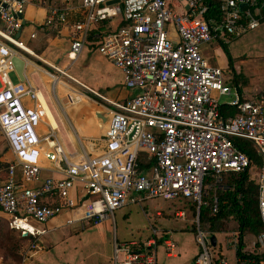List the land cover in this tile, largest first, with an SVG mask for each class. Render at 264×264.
I'll use <instances>...</instances> for the list:
<instances>
[{
	"label": "built area",
	"instance_id": "2783aa9c",
	"mask_svg": "<svg viewBox=\"0 0 264 264\" xmlns=\"http://www.w3.org/2000/svg\"><path fill=\"white\" fill-rule=\"evenodd\" d=\"M69 1L79 3L83 16L71 24L66 59L70 64L77 60L98 24L123 21L124 26L100 37L95 51L122 73L124 87L134 95L114 101L80 84L103 102L108 121L101 145L92 146L95 155L69 158L56 138L58 126L44 114L40 92L11 78L13 56L26 62L24 56L37 59L20 38L28 1L0 0V133L14 156L0 184V212L10 230L37 240L47 233L43 226L63 218V226L84 231L141 197L187 200L200 207L208 179L219 182L225 174L257 169L250 179L257 186L263 231L253 246L264 249V94L242 98L224 81L222 69L202 54L203 46L228 45L257 30L264 22V0H119L113 5V0ZM39 3L47 12L42 30L66 23L65 8L49 0ZM222 97L230 99L226 105L235 115L221 113ZM76 102L69 97L70 106ZM43 121L47 133L40 136ZM233 139L250 142L260 164L239 151ZM58 155L66 171L54 166ZM140 155L151 161L148 170L139 169ZM45 164L53 166L51 176H43ZM194 236L199 250L193 264H229L215 253L217 239L213 247V235L198 219ZM154 239L142 248L136 241L115 242V264H156L154 253L147 250L155 246ZM33 249L40 248L36 244ZM167 249L173 252L174 243L168 242ZM235 264L253 262L236 257Z\"/></svg>",
	"mask_w": 264,
	"mask_h": 264
},
{
	"label": "rangeland",
	"instance_id": "374dc122",
	"mask_svg": "<svg viewBox=\"0 0 264 264\" xmlns=\"http://www.w3.org/2000/svg\"><path fill=\"white\" fill-rule=\"evenodd\" d=\"M25 35L26 33H24L22 42L31 48L33 43L26 42ZM98 41H90L88 48L91 50V55L95 57L99 67L106 70L109 63L95 51ZM226 47L231 58V63L221 46L212 49L216 59L222 61L220 68L223 71L224 81L234 84L236 78H239L240 82L247 80L252 87H257L261 82L264 83V24H261L257 30L226 45ZM202 49L204 50L205 47H202ZM52 51L58 52L56 49H51ZM237 57L240 59L238 60ZM66 61L67 59L65 58L61 62ZM81 65V63L73 65L67 74L75 76L77 74L76 70H84ZM52 66L60 69L56 63H50L49 65L42 64L41 68L46 72L45 75L40 72L37 73L40 80L48 88L46 91L43 85L41 86L45 93L43 95L47 99L52 112L55 115L57 114V116H61V121L64 125L63 132L65 130L72 132L74 118L69 114V110L72 107H76L79 110L86 103H89L88 99L84 96L89 97L96 106L92 104L86 111L80 110L79 114L76 113L75 117L81 119L84 117L94 118L92 110L98 112L104 104L99 99L91 96L83 86L70 79L69 75L65 76L59 73ZM62 71L66 73V71ZM47 74H49L48 78L51 81L45 79ZM11 78L15 82L13 74H11ZM57 80H60L62 86H56ZM85 80L89 83L88 79L85 78ZM63 85L67 88L63 87ZM231 87L232 89L235 88L232 85ZM102 92L105 93L103 90ZM69 97L77 100L73 106L69 105ZM229 100L228 97H222L220 103H228ZM69 136L71 137V135ZM73 138L76 137L73 136ZM99 143L100 140L98 139L93 144L99 146ZM77 148H79L78 145ZM77 151L81 153L80 149ZM0 158H3V162L0 163L4 164L14 160V156L10 152L1 133ZM257 172V169H253L249 174L250 178L254 177ZM16 175L19 177L18 170H16ZM1 181L2 170L0 169V183ZM209 190L210 187H206L203 193L207 194ZM141 198L143 199L140 202L129 204L115 211L109 221L97 227L78 232H74L71 228L57 230L49 233L42 239L38 238L39 240H36L35 243L21 242L19 234L10 230L7 218L0 213V264H108L113 260V245L116 241L118 243L136 241L140 247L141 241L148 237H153V228L160 231H158L157 237H160L161 229L174 233L175 240L179 246L178 253L180 257L171 262L183 263L184 261H189L190 258L187 256L194 253L198 247H196L194 242V230L196 221L199 218L200 207L196 203L187 200L170 202L162 199ZM179 213L183 214V219L177 217ZM227 224V229L224 232L215 234L217 239L215 253L225 256L229 264H235V248L239 240V232L234 221L230 220ZM205 227L206 229L208 228L207 226ZM256 236L244 234V249L258 248L257 245L256 247L253 246ZM233 241L235 242V247L231 245ZM36 244L39 245L40 250L42 249L43 252L33 259L35 253L33 245ZM37 251L39 252V250Z\"/></svg>",
	"mask_w": 264,
	"mask_h": 264
},
{
	"label": "crops",
	"instance_id": "0c3cea01",
	"mask_svg": "<svg viewBox=\"0 0 264 264\" xmlns=\"http://www.w3.org/2000/svg\"><path fill=\"white\" fill-rule=\"evenodd\" d=\"M27 1H28V5H27L25 15H24V26H23L20 38H21V41H23L22 38L24 37V33H26L25 40L28 43L30 42L33 43V46L29 48L37 56V59L35 58V60L37 61H35L34 58L24 56L27 60V65L24 71V76L26 79L25 83H29L35 90L39 91L40 94L41 93L45 94L41 86L43 85V88L46 89V91L48 88H46L45 83L42 80H40V78L37 75L38 72H40L43 75H45L46 73L41 68L42 64L49 65L50 63H56L57 66L60 68V70L66 71V74H67L68 70H70L73 65L81 63L82 64L81 66L84 70H76L77 74L75 76L67 74L73 80H76V82H78L79 84L86 86L88 88L94 89L100 92L101 94H103L104 96H106L107 98L114 100V101H124L134 95V92L129 91L124 87V79H123L122 73L116 68H114L109 62H108L109 64L106 70L101 69L98 63L96 62L95 57L91 55V50L88 48V44L90 43V41H93V40L98 41L100 37L103 34H105L108 30L116 29V27L120 23L119 20L98 24L95 30L91 33V36L89 38V42L86 48L83 50L82 54L77 58V60L73 64H70L68 60H67L68 62L66 61L62 63L61 61L66 58V53L69 50V45H70L69 36H70V31H71L70 29L71 24H73L76 21L81 20L83 16L79 3L69 1V0H50L51 5H56L58 7L66 9V14H67L66 23L59 26L56 29L42 30V26L45 22L46 15H47L46 9L40 6V3H39L40 0H27ZM263 24L264 22L262 23V25ZM32 34L36 35L35 39H30V36ZM172 37L176 38L173 32H172ZM203 47H205L204 50L202 49L203 56L209 62V64L212 66H216V67L222 66L221 65L222 61L220 59L217 60L212 51V49L219 47V45L211 44L209 46H203ZM51 49H56L58 52H55V51L51 52ZM239 59L240 58H238V60ZM48 76L49 74H47L45 79H48L49 81H51L48 78ZM234 76L236 77V75ZM85 78L89 80V83L86 82ZM15 82H18L16 77H15ZM225 82L229 86L231 85L235 86V89H237L240 96L244 99H248L256 94H260V93L264 94V83L262 82L257 87H252V85L247 80L240 82L239 78H236V80L234 81V84H231L227 81ZM102 90L105 91V93H103ZM84 97L88 99V102L90 103V105L93 104L94 106H96L95 103L89 99V97L87 96H84ZM42 103L47 111V114L49 116L50 123L52 124V126H54V128L58 126L59 132L57 131L56 138L58 139V143L62 147V150L65 155L70 156L69 158H74V159H79L86 154L95 155L94 154L95 152L92 151V146H94L96 143L95 144L93 143L99 139L100 140L99 145H101L103 141V137L105 136V133H106V128H104L103 130L97 124V121L95 120V118H85L84 117L81 119V118L75 117L76 113L79 114L80 110L86 111L88 108L84 106L80 108L79 110H77L76 107H72V109L69 110V114L71 115L72 118H74V125L72 126V132H69L66 130L63 132L64 125L61 121V116L60 115L57 116V114L55 115L54 112L52 114L51 112L52 110L49 109L48 103L45 100V98L42 99ZM226 104L227 103H224L222 105H226ZM99 111H102V112L104 111L103 106L100 107ZM56 119H57L58 124L56 122ZM46 127L47 126L45 124V121H43L40 127L38 128V134L40 136H45V134L47 133ZM69 135H71L72 138ZM73 136H75L76 138H73ZM77 145L79 146V148H77ZM78 149L81 150V153L77 151ZM2 159L0 158V162H3ZM44 167H45V171L43 172V176L44 177L51 176L52 175L51 170L53 169V166L51 164H45ZM53 175L56 176V174H53ZM72 198L74 197L72 196ZM1 214L4 217H6L3 213ZM157 215L160 216L159 213H157ZM107 221L109 220H106L104 222H107ZM62 222H63V218L53 219L48 224L43 226L42 229L47 230V233L44 236L40 237V239L44 238L51 232L69 228V227L63 226ZM71 229H73L74 232L77 231L75 230V228H71ZM158 231L159 230H156V236H154L153 230H152L153 237H148L147 239L141 241V244H140V248H142L144 242H146L150 238L152 239L155 238L154 239L156 241L155 246L147 250L152 251L154 253V260L156 264H193L194 259L198 253V247L195 242V236H194V242L197 247L196 251L187 256L190 258L189 261H184L183 263H180V262L177 263V262H171L173 260H177L180 257L178 253L179 246H178L177 241L175 240L174 233H172V231H165L161 229V235L160 237H157ZM168 242L174 243L175 245V249L171 253H168L169 252L167 249ZM121 243H126V241L121 242ZM41 244H42V241H41ZM42 252H43L42 249L41 250L39 249V252L36 251L34 253L33 259L39 256V254ZM244 253L253 255V256H264V249L248 248V249H244ZM123 259H124V256L119 255L118 260L122 261ZM108 264H115L114 255H113L112 262ZM259 264H264V261H261Z\"/></svg>",
	"mask_w": 264,
	"mask_h": 264
},
{
	"label": "trees",
	"instance_id": "16d2710c",
	"mask_svg": "<svg viewBox=\"0 0 264 264\" xmlns=\"http://www.w3.org/2000/svg\"><path fill=\"white\" fill-rule=\"evenodd\" d=\"M212 6L214 7V11H216L217 4L214 2ZM124 25L125 23L122 21L118 24L116 29ZM110 31L112 30H108L107 32ZM220 46L225 51L231 63L226 45L221 44ZM85 107L90 108L91 105L86 103ZM220 110L224 116H233L236 113L232 107L226 105H221ZM93 111L95 110H92V112ZM101 128L104 129V125ZM233 143L239 151L245 153L254 163L257 165L260 164V159L256 154L254 146L250 142L241 139H233ZM138 163L139 169L142 171L148 170L149 167H151V161H147L145 155H140ZM7 168L8 164L0 163V169L2 170L1 183L7 178ZM204 185L210 187V190L207 194H205V192L202 194L198 218L200 227L210 232L212 235H215L224 232L230 220L234 221L239 232V240L235 252L236 257L247 259L253 262V264H259L261 261H264V256H253L243 252L244 234L258 235L263 231L257 209L258 190L257 186L250 179L248 171L239 174H225L219 182H215L214 179L210 178ZM214 200H216V213H213ZM205 226L208 228L206 229ZM18 234L21 242H36L34 238L22 236L20 233Z\"/></svg>",
	"mask_w": 264,
	"mask_h": 264
},
{
	"label": "water",
	"instance_id": "95a60500",
	"mask_svg": "<svg viewBox=\"0 0 264 264\" xmlns=\"http://www.w3.org/2000/svg\"><path fill=\"white\" fill-rule=\"evenodd\" d=\"M118 3H119V0H113L109 4L113 5V4H118ZM11 62L14 68L15 77L17 78L19 82L25 83L26 79L24 76V71H25L27 62L20 59L17 56H13L11 59ZM94 118L100 127H102L108 121V118L105 116V114L102 111L94 112ZM54 166L61 171H66L67 168H66V164L64 163L62 155L57 156V160ZM210 241H211L212 246L215 247L216 237L214 235L211 236Z\"/></svg>",
	"mask_w": 264,
	"mask_h": 264
},
{
	"label": "bare ground",
	"instance_id": "6f19581e",
	"mask_svg": "<svg viewBox=\"0 0 264 264\" xmlns=\"http://www.w3.org/2000/svg\"><path fill=\"white\" fill-rule=\"evenodd\" d=\"M56 86H57V87L62 86V83H60V80H57V81H56ZM63 87H65V86L63 85ZM65 88H67V87H65ZM43 98H45L44 95H43L42 93L39 94V99H40L41 103H42V99H43ZM45 100L47 101L46 98H45ZM47 103H48V102H47ZM42 106H43V109H44V114H45L46 118H47V119L49 120V122H50L49 116H48V114H47V111H46V109H45L43 103H42ZM48 107H49V109H50L49 104H48ZM50 110H51V109H50ZM51 112H52V111H51ZM93 113H94V111H93ZM52 114H53V112H52ZM51 125H52V124H51ZM53 127H54V126H53ZM104 127H105V128L107 127V122L104 124Z\"/></svg>",
	"mask_w": 264,
	"mask_h": 264
}]
</instances>
